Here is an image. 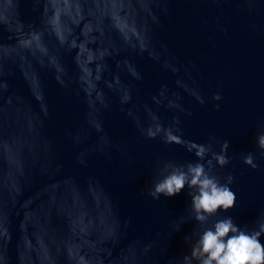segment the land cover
Listing matches in <instances>:
<instances>
[{
  "label": "water",
  "instance_id": "water-1",
  "mask_svg": "<svg viewBox=\"0 0 264 264\" xmlns=\"http://www.w3.org/2000/svg\"><path fill=\"white\" fill-rule=\"evenodd\" d=\"M157 123L229 143L231 210L201 226L187 187L148 195L197 162ZM260 134L264 0H0V264H184L217 219L258 230Z\"/></svg>",
  "mask_w": 264,
  "mask_h": 264
},
{
  "label": "clouds",
  "instance_id": "clouds-1",
  "mask_svg": "<svg viewBox=\"0 0 264 264\" xmlns=\"http://www.w3.org/2000/svg\"><path fill=\"white\" fill-rule=\"evenodd\" d=\"M213 99L219 101L221 96L216 94ZM200 102L203 103V100ZM216 110H219L218 104ZM145 135L148 139L162 136L166 145H182L197 158L195 163H165L159 172L161 178L148 193L153 200H159L161 196L175 197L187 187L190 190L194 219L201 226L207 225L210 218L216 217L218 210L228 212L234 207L236 196L230 188L234 177L229 175L225 178L226 182L221 183L213 175L214 167L223 168L230 163L227 157V141L217 154L212 151L211 145H195L193 142L184 141L182 134L176 135L173 129H165L159 123L149 127ZM257 143L264 156V134L257 137ZM254 159L253 154L249 153L243 158V162L256 170L258 165ZM257 224L258 230L246 231L237 226L230 217L217 219L211 227L203 228L191 248V256L184 257V264H192L193 260L198 264H264V244L260 242V236L264 234V221H258Z\"/></svg>",
  "mask_w": 264,
  "mask_h": 264
}]
</instances>
